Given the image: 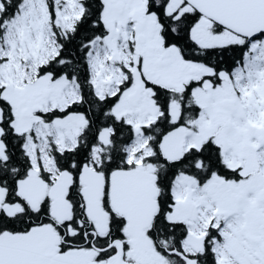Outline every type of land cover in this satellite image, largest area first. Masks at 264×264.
<instances>
[{
    "label": "snow or ice",
    "instance_id": "obj_1",
    "mask_svg": "<svg viewBox=\"0 0 264 264\" xmlns=\"http://www.w3.org/2000/svg\"><path fill=\"white\" fill-rule=\"evenodd\" d=\"M0 264H264V0H0Z\"/></svg>",
    "mask_w": 264,
    "mask_h": 264
}]
</instances>
